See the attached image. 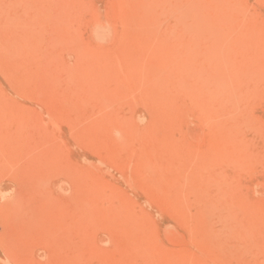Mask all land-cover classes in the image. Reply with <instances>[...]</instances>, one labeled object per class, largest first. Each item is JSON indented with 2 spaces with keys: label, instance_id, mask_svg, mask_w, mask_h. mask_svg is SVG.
I'll use <instances>...</instances> for the list:
<instances>
[{
  "label": "rangeland",
  "instance_id": "obj_1",
  "mask_svg": "<svg viewBox=\"0 0 264 264\" xmlns=\"http://www.w3.org/2000/svg\"><path fill=\"white\" fill-rule=\"evenodd\" d=\"M0 264H264V0H0Z\"/></svg>",
  "mask_w": 264,
  "mask_h": 264
},
{
  "label": "bare ground",
  "instance_id": "obj_2",
  "mask_svg": "<svg viewBox=\"0 0 264 264\" xmlns=\"http://www.w3.org/2000/svg\"><path fill=\"white\" fill-rule=\"evenodd\" d=\"M191 1V0H190ZM192 2H193V0H192ZM181 3V2H180ZM188 4V3H187ZM189 4H190V2H189ZM182 5V4H181ZM184 5V4H183ZM209 5V4H208ZM180 6V5H179ZM188 6V5H187ZM192 7V6H191ZM180 9V8H179ZM185 9V8H184ZM183 10V9H182ZM180 11V10H179ZM184 12V11H183ZM186 12V11H185ZM178 15H179V13H178ZM187 15V14H186ZM202 15H203V12H202ZM189 18V17H188ZM178 19H179V17H178ZM177 21V20H176ZM210 22V21H209ZM177 23V22H176ZM200 23V22H199ZM180 27V26H179ZM187 29V28H186ZM206 30V29H205ZM217 30V29H216ZM221 31V30H220ZM173 32V31H172ZM218 32V31H217ZM181 33V32H180ZM184 33V32H183ZM211 33V32H210ZM175 34V33H174ZM201 34V33H200ZM209 34V33H208ZM176 35V34H175ZM174 36V35H173ZM183 35H181V37H182ZM198 36V35H197ZM206 36V35H205ZM201 37V36H200ZM200 37H199V39H200ZM208 37V36H207ZM176 38V37H175ZM184 38V37H183ZM182 38V39H183ZM202 38V37H201ZM171 39V38H170ZM177 40H179V39H177ZM213 40V39H212ZM220 40V39H219ZM175 41V40H174ZM181 41H183V40H181ZM189 41V40H188ZM182 43V42H181ZM181 43H179V44H181ZM220 43H221V41H220ZM194 44H196V43H194ZM184 45H186L185 43H184ZM207 45H209V44H207ZM178 46V45H177ZM174 47V46H173ZM179 47V46H178ZM207 47V46H206ZM223 47V46H222ZM218 48V47H217ZM200 49V48H199ZM204 49V48H203ZM194 51H197V50H195L194 49ZM172 52H173V49H172ZM201 52V51H200ZM221 52H222V50H221ZM170 53V52H169ZM183 53V52H182ZM198 53H199V51H198ZM202 53V52H201ZM181 54V53H180ZM174 55H175V53H174ZM176 56V55H175ZM214 66V65H213ZM172 70V69H171ZM173 71V70H172ZM171 73V72H170ZM173 76V75H172Z\"/></svg>",
  "mask_w": 264,
  "mask_h": 264
}]
</instances>
